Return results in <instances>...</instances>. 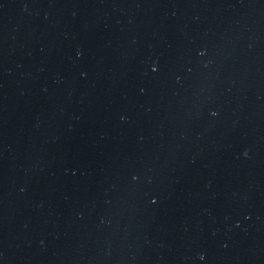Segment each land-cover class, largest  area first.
Segmentation results:
<instances>
[{
	"label": "water",
	"instance_id": "1",
	"mask_svg": "<svg viewBox=\"0 0 264 264\" xmlns=\"http://www.w3.org/2000/svg\"><path fill=\"white\" fill-rule=\"evenodd\" d=\"M0 264H264V0H0Z\"/></svg>",
	"mask_w": 264,
	"mask_h": 264
},
{
	"label": "snow or ice",
	"instance_id": "2",
	"mask_svg": "<svg viewBox=\"0 0 264 264\" xmlns=\"http://www.w3.org/2000/svg\"><path fill=\"white\" fill-rule=\"evenodd\" d=\"M154 71L157 70L156 68L153 69Z\"/></svg>",
	"mask_w": 264,
	"mask_h": 264
}]
</instances>
